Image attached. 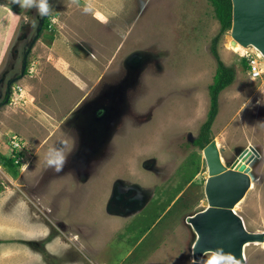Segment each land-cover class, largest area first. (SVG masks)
<instances>
[{
  "label": "rangeland",
  "instance_id": "obj_1",
  "mask_svg": "<svg viewBox=\"0 0 264 264\" xmlns=\"http://www.w3.org/2000/svg\"><path fill=\"white\" fill-rule=\"evenodd\" d=\"M48 3L44 17L28 9L29 30L16 31L2 58L0 264H192L187 217L204 207L207 171L194 140L216 69L212 5L93 0L85 13L84 0ZM55 33L66 38L53 48ZM230 40L227 30L215 47L234 78L219 93L210 136L227 166L250 154L252 182L234 209L246 231L264 232V58L251 77L257 51ZM13 80L23 89L16 102L6 93ZM11 136L28 147L18 172L3 164ZM62 143L67 163L57 173L44 158ZM255 241L243 244L244 264H264V238Z\"/></svg>",
  "mask_w": 264,
  "mask_h": 264
},
{
  "label": "water",
  "instance_id": "obj_2",
  "mask_svg": "<svg viewBox=\"0 0 264 264\" xmlns=\"http://www.w3.org/2000/svg\"><path fill=\"white\" fill-rule=\"evenodd\" d=\"M232 19L229 28L230 43L242 47L252 46L264 57V0H231ZM72 46L73 51L78 54ZM192 141L191 134L188 135ZM193 142V141H192ZM207 165L203 210L187 217L195 232L192 258L197 264L209 250H222L239 262L246 242L261 240L262 235L244 229L234 206L248 191L252 178L244 152L231 165L221 160L215 140L203 147Z\"/></svg>",
  "mask_w": 264,
  "mask_h": 264
},
{
  "label": "trees",
  "instance_id": "obj_3",
  "mask_svg": "<svg viewBox=\"0 0 264 264\" xmlns=\"http://www.w3.org/2000/svg\"><path fill=\"white\" fill-rule=\"evenodd\" d=\"M213 7L214 15L219 23L217 35L211 40V53L216 60V69L213 76L212 83L208 86L209 94V108L207 111L206 119L201 124L199 133L194 140V145L203 149L212 139L210 136L211 125L218 113V96L219 93L229 86L234 78V71L231 67L226 66L220 59L216 51V43L219 37L229 30L232 19V3L231 0H207ZM14 165V172H18V167L9 156L3 161Z\"/></svg>",
  "mask_w": 264,
  "mask_h": 264
},
{
  "label": "clouds",
  "instance_id": "obj_4",
  "mask_svg": "<svg viewBox=\"0 0 264 264\" xmlns=\"http://www.w3.org/2000/svg\"><path fill=\"white\" fill-rule=\"evenodd\" d=\"M13 3L19 4L22 9L35 8L41 17L47 16L51 13V7L48 0H12ZM72 4L79 6L80 0H70ZM83 11L85 13L93 12V0H84ZM25 22L28 23L29 19L25 16ZM65 145L53 147L48 150L44 158V165L46 168H51L59 173L63 170L67 163V157L63 151ZM206 259L203 264H238L235 258L229 254H225L222 250H209L205 253Z\"/></svg>",
  "mask_w": 264,
  "mask_h": 264
},
{
  "label": "crops",
  "instance_id": "obj_5",
  "mask_svg": "<svg viewBox=\"0 0 264 264\" xmlns=\"http://www.w3.org/2000/svg\"><path fill=\"white\" fill-rule=\"evenodd\" d=\"M11 4H12V7H6L5 5H3L0 2V16H1L0 17V69H1V64H2V58L5 55V51H7V49L11 45L12 41H14L16 31H17V33H19V30H21L20 29L21 26L24 25L23 23H25V16L28 12V9H22L19 6V4H17V3L12 2ZM53 7H54V9L58 8V7L56 8L55 6H53ZM54 18L57 20L56 17H54ZM59 23H60V21H59ZM57 30H60V29H57ZM61 35L62 34H58V33L54 34V39L52 40V43H51L53 48H54L55 40H57L58 37L62 38ZM62 36H63V38H66L64 35H62ZM24 40H25V38H24ZM72 45H73V43L70 41L69 46L72 47ZM68 49H70L69 51H73V49H71L69 47H68ZM75 56H76V54H75ZM59 58H61L62 60H67V57L62 58V56H60V57L57 56V60ZM9 70L12 71L13 68H9ZM3 72L4 71L2 70V72H0V74ZM4 77H6L5 74H4ZM166 210H164L163 212L165 213ZM108 220L111 221L110 218H108ZM157 262L162 263L161 260H158ZM177 262L175 261L174 264H186V261L184 262V260H182V259H177Z\"/></svg>",
  "mask_w": 264,
  "mask_h": 264
},
{
  "label": "built area",
  "instance_id": "obj_6",
  "mask_svg": "<svg viewBox=\"0 0 264 264\" xmlns=\"http://www.w3.org/2000/svg\"><path fill=\"white\" fill-rule=\"evenodd\" d=\"M256 50V49H255ZM256 56L254 60L249 59L248 62V71L251 77H257L260 73H262V68L258 65V58H264L262 54L256 50ZM22 87L18 84V82L14 83L11 87L10 100L12 102H16V97H22ZM14 96V97H13ZM11 152L12 155L9 157L13 159V162L18 165H23L22 162L26 159V151L28 150L27 142L23 138L17 136H11L9 138Z\"/></svg>",
  "mask_w": 264,
  "mask_h": 264
},
{
  "label": "flooded vegetation",
  "instance_id": "obj_7",
  "mask_svg": "<svg viewBox=\"0 0 264 264\" xmlns=\"http://www.w3.org/2000/svg\"><path fill=\"white\" fill-rule=\"evenodd\" d=\"M26 16H27V17H30V15H29L28 12H27V15H26ZM28 19H29V18H28ZM55 22H56V19L54 18V20H52V24H54ZM23 24H24V25L21 26L20 29L23 30V31H25V32L28 31V30H29L28 23L25 22V23H23ZM52 24H50L49 26H51ZM52 28H53V27H52ZM52 28H51V29H52ZM54 29H56V28H54ZM38 30H39V28H37V30H36V35H37V31H38ZM26 34H27V33H26ZM26 34H22V35H24V36L22 37L21 40H24V37L26 38V36H27ZM38 34H39V33H38ZM36 37L38 38V35H37ZM21 40L19 41V44H20ZM16 53H17V56H18V52H16ZM28 54H29V53H28ZM28 54H27V55H28ZM27 55H26V57H27ZM14 57H15V56H14ZM25 61H26V59H24V65H26V64H25ZM10 68H14V66L11 65ZM23 69H24V68L22 67V71H23ZM9 71H10V70H9ZM6 73H7V72H6ZM4 74H5L4 72L1 73L2 76H1L0 78H2V80H3V78H5V77H4ZM17 80H18V79H17ZM17 80L10 81V83L6 86V89H7V90H6V93H7V95H8L7 99L10 98L11 87H12V85H13L14 83H16ZM237 159H239V157H237L235 160H237ZM235 160H234V161H235ZM234 161H233V162H234ZM233 162H232V163H233ZM202 210H203V209H202ZM202 210H200V211H202ZM234 210H235V209H234ZM200 211H199V212H200ZM255 232H256V233H260V234L262 235V238H264V232H263V231H255ZM139 239H140V238H139ZM254 242H258V241H254ZM254 242H246L245 244L248 245L249 243H254ZM203 256H204V255H203ZM203 256H202V257H203ZM201 260H202V259H201ZM242 260H243V262H239L240 264H244V263L246 262V260H247V259H246V256L244 255V253L242 254ZM199 263H200V261H199L197 264H199ZM160 264H166V263H160ZM192 264H196L195 261H194V262L192 261Z\"/></svg>",
  "mask_w": 264,
  "mask_h": 264
},
{
  "label": "bare ground",
  "instance_id": "obj_8",
  "mask_svg": "<svg viewBox=\"0 0 264 264\" xmlns=\"http://www.w3.org/2000/svg\"><path fill=\"white\" fill-rule=\"evenodd\" d=\"M236 45H238V44H236ZM239 46V45H238Z\"/></svg>",
  "mask_w": 264,
  "mask_h": 264
}]
</instances>
